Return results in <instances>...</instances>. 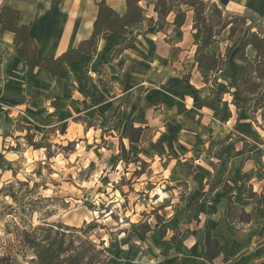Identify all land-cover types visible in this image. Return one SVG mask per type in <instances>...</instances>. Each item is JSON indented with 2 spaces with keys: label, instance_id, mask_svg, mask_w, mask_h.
Returning <instances> with one entry per match:
<instances>
[{
  "label": "crops",
  "instance_id": "crops-1",
  "mask_svg": "<svg viewBox=\"0 0 264 264\" xmlns=\"http://www.w3.org/2000/svg\"><path fill=\"white\" fill-rule=\"evenodd\" d=\"M99 1L0 0V8L18 11L16 24L29 26L37 57L52 60L90 36ZM103 1L118 14L125 12V0ZM204 1L223 14L248 15L264 26V0ZM156 2H139L147 21L128 25L125 34L100 36L93 55L63 64L57 75L27 66L0 21V132L11 129L4 107H63L95 119L144 105L141 114L149 120L143 122L147 129L140 140L156 127L150 140L163 153L192 161L193 175L184 181L187 196L193 200L201 194L196 253L183 263L209 264L203 260L208 229L222 246L212 264H264V79L253 77L258 87L247 91L249 97H242L240 89L237 93L234 82L247 73L240 61L225 58L228 29L204 49L205 55L222 58L220 69L198 68L195 51L204 32L193 27L194 12L187 5L174 7L158 29ZM131 39L134 46L125 48ZM244 57L257 63L250 46ZM229 200L249 214L247 223L229 221Z\"/></svg>",
  "mask_w": 264,
  "mask_h": 264
},
{
  "label": "rangeland",
  "instance_id": "rangeland-1",
  "mask_svg": "<svg viewBox=\"0 0 264 264\" xmlns=\"http://www.w3.org/2000/svg\"><path fill=\"white\" fill-rule=\"evenodd\" d=\"M205 3L209 15L216 5ZM223 15L241 17L246 31L264 35V26L251 16ZM241 30L236 25L233 41L247 33ZM239 85L242 97L255 91ZM142 107L95 119L63 107L3 108L11 129L0 132V256L16 252L22 230L49 225L77 230L103 251V264H185L183 258L196 253L201 194L192 200L184 182L193 175L192 161L163 153L150 140L156 127L140 140L147 129ZM137 128L138 140L130 143L127 136L135 137ZM32 258L30 252L25 260L17 256L23 264Z\"/></svg>",
  "mask_w": 264,
  "mask_h": 264
},
{
  "label": "trees",
  "instance_id": "trees-1",
  "mask_svg": "<svg viewBox=\"0 0 264 264\" xmlns=\"http://www.w3.org/2000/svg\"><path fill=\"white\" fill-rule=\"evenodd\" d=\"M141 1L143 0H125V12L123 14H118L103 0L99 1L90 36L80 41L76 47L63 52L52 60L37 57L36 45L28 35L29 26H18L16 24V20L19 18L18 11L7 6L1 7L0 21L3 23L4 30L13 34V43L19 53L25 57L27 66L42 68L51 75H57L63 64L75 62L81 55H93L96 52V42L100 36L109 33L125 34L128 25L147 21L144 9L139 6ZM180 5H187L192 9L194 12L193 27H200L204 32L201 45L195 51L197 67L207 71L220 69L223 63L222 58L214 55H205L204 49L214 42L215 36L228 29L227 37L231 44L226 49L225 58L232 54V60L240 61L247 73V76L235 80L236 91L240 94L239 84L248 85L247 89L255 90L258 84L252 80L253 77L260 81L264 79V35L249 32L242 42H240L241 37L233 41L236 25L241 27V32L243 33L248 30L245 26L246 20L241 17L233 20H224L223 12L217 6H213L212 10L208 12L209 15H207V4L204 0H157L154 12L157 14L156 25L158 29L161 28L166 16L173 8ZM213 17L217 18L216 25H212ZM215 28L218 29L216 30ZM133 46V39H131L125 45V48H132ZM237 46L238 48L234 51ZM248 46L255 51L257 63L254 65L249 63L244 57V50ZM251 72H254L255 76H251ZM133 132L135 137L133 135L127 136L130 143L137 142L141 129L137 128ZM234 209L239 210V216H234ZM227 218L229 221L236 220L247 223L250 216L241 208L232 205L229 200ZM204 246L203 260L212 264L213 260L220 255L222 246L215 238H212L208 229L205 230ZM13 249L16 252L12 253L11 250H7L0 256V264H23L18 262L17 256L20 255L22 260H25L27 252H30L33 257L27 264H103V261H101L102 250H96V246L93 243L80 238L77 230L66 232L59 226H56V228L51 225L40 226L32 232L22 230V232L17 234Z\"/></svg>",
  "mask_w": 264,
  "mask_h": 264
}]
</instances>
